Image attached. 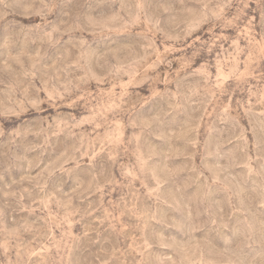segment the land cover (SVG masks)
Listing matches in <instances>:
<instances>
[{"label":"rangeland","instance_id":"374dc122","mask_svg":"<svg viewBox=\"0 0 264 264\" xmlns=\"http://www.w3.org/2000/svg\"><path fill=\"white\" fill-rule=\"evenodd\" d=\"M0 264H264V0H0Z\"/></svg>","mask_w":264,"mask_h":264}]
</instances>
